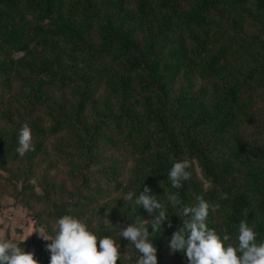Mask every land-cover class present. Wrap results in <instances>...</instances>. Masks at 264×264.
I'll list each match as a JSON object with an SVG mask.
<instances>
[{"label":"trees","instance_id":"trees-1","mask_svg":"<svg viewBox=\"0 0 264 264\" xmlns=\"http://www.w3.org/2000/svg\"><path fill=\"white\" fill-rule=\"evenodd\" d=\"M248 2L254 5V18L263 23L262 37L242 35L240 28L244 16L236 10L246 7ZM225 5L230 7L229 18H226L230 33L215 25L211 15L206 14L208 6ZM21 7L24 9L20 10ZM25 14L30 17L24 18ZM46 19L48 23H44ZM192 31L196 34H190ZM59 41L70 43L67 46L70 45L68 52L71 56L72 45L78 43L80 47L76 45L84 57L96 59L95 71H85L78 77L73 71L62 70L61 56L65 49L57 48ZM1 46L23 53L17 60L0 59V76L4 77L0 83L2 91L6 88L8 91L9 80L21 74L34 73L47 79L39 86L40 91L33 101L26 97L33 87L24 92L26 96H20L24 102V98L27 99L25 107L28 112L44 106L47 97L41 94L45 84L60 89L67 85L76 86L73 92L79 93L73 110L57 112L47 127L42 128L36 120L27 123L34 145L24 156L16 151L17 135L24 118L22 113H14L10 120L17 127L11 133L12 142L0 154L3 155L0 160L2 171L9 172L2 165L6 159L26 157L33 161L40 151L41 141L47 136L72 131L74 126L67 123L74 119L71 115L83 123L82 112L91 107L92 96L102 87L112 106L107 112L108 118L88 134L94 139L100 137L98 133L103 135L100 137L101 146L113 148L110 150L112 162L120 150L132 160L120 184L116 176L104 180L108 185L106 191L115 183L120 197L130 189L138 193L139 187L142 191L146 184L151 194L164 203L168 221L162 222L161 230L154 234L148 224V231L157 246V264H188L183 254L172 253L167 246L172 233L187 219L180 215L179 208H173L166 200L170 190L167 173L175 161L182 159L190 161L188 171L194 160H198L204 179L210 184V188L203 189L189 178L179 190L172 189L179 192L183 203H195L197 196L208 201L211 206L208 226L222 235L228 234L230 242L232 236L235 241L237 225L242 219L253 225L258 241L264 240L260 239L264 238V228L254 222L256 215L264 216V183L261 189L252 193L248 177L259 162L264 164V143L258 147L254 144L259 137L264 138V119L259 122L261 131L257 138L243 144L244 141L234 135L240 124L253 114L254 105L264 98V0H0ZM79 62L76 60L73 66ZM244 71L246 74L235 77L232 85L220 89L216 99L206 100L198 96L206 89L203 85L196 91L190 89L194 83L191 75L200 79H220L224 73L236 75ZM84 76L88 78L82 79ZM183 84L181 90L179 87ZM254 91L257 92L253 94ZM3 95H0V110L7 102ZM108 124H113L114 129ZM105 127L110 132L107 135L104 134ZM237 139V149L242 152L239 153V162L219 152L221 147L235 144ZM87 157L98 163L99 159L94 158L92 152ZM30 170L31 166L22 168V178H17V185L13 184L16 200L20 199L17 203L25 207L27 204L21 202L22 198L41 201L46 191L44 187L39 193L27 182ZM101 178L99 174L98 179ZM83 190L89 192L84 184L79 187L74 201L67 200L60 207L55 205L53 219L69 213L67 205L76 211L70 214L85 217L83 209L92 202H82L88 198L83 197ZM255 194L258 206L252 204ZM118 201L124 212L113 217L106 229L113 237L119 235V228L136 221L148 222L155 215L122 198ZM32 219L38 222L36 217ZM35 221L33 224L38 227ZM116 239L121 246V264H135L136 250L125 258L128 249L125 241L119 237ZM24 243L26 250L35 252L40 264H48L45 242L36 233ZM117 264H120L119 260Z\"/></svg>","mask_w":264,"mask_h":264},{"label":"rangeland","instance_id":"rangeland-1","mask_svg":"<svg viewBox=\"0 0 264 264\" xmlns=\"http://www.w3.org/2000/svg\"><path fill=\"white\" fill-rule=\"evenodd\" d=\"M214 6H208L207 13H205L211 15L215 25L222 29H226V31L230 33L231 28H229V22H227L226 19L229 18L228 11L230 7L227 5L224 7ZM253 7L254 5L248 2L246 7L236 10V12L240 11L244 16L242 28H240V30L243 32L242 35L244 36L249 37L256 34L262 37L263 23L260 19L254 18L256 13L253 11ZM22 9H24V7H21L20 10ZM29 17L28 14H25L24 18ZM48 22L49 20H44V23ZM190 34L195 35L196 32L192 31ZM67 44L70 43L59 41L57 44V48L65 49L61 56V61L63 62L62 70L73 71L78 77L84 75L85 71H95L96 59L89 56L84 57L81 54V48H79L80 46L78 43L76 44L79 47L76 44L72 45L73 56L69 55L68 46L70 45L67 46ZM22 55V52L11 50L7 46L0 47V59L17 60ZM249 57L248 55V58ZM76 60L80 62L77 66H73ZM235 74L236 75L233 73H224L220 79L219 77L200 79L199 76L191 75V79L194 83L190 89L191 91H196L203 85L206 89L198 96L206 100H210V98L216 99L220 89L222 90L224 87L232 85L234 78L242 77L246 74V71ZM86 78L88 77L84 76L82 79ZM3 81L4 77L0 76V83ZM45 81H47V79L43 75L37 77V74L34 75L33 73L29 75L25 73L9 80L10 87L8 91L7 88L3 89V91L0 89V95L5 94L3 96L7 101L4 106H2V110H0V154L3 148H7L10 142H12L11 133L14 127L15 130L17 127L12 125L10 120V118L14 116V113H22L24 123L36 120L41 124V127L44 128L52 122L57 112H70L73 110L72 106L77 104L79 93L73 92L76 86L67 85L60 89L56 85L45 84L43 85L44 93L41 94L47 97V100L44 101V106L33 108L31 109L32 112H28L25 107L27 105V99L24 98L26 100L24 102L22 100L23 98L21 99L20 96L22 94L26 96L24 92H29V88L33 87L26 96L33 101L35 99V94L40 91L39 86ZM179 82H181V80L178 81V83ZM183 86H185V84L180 85L179 88L182 90ZM256 92L257 91H254L253 94ZM17 94L19 96H15ZM92 97H94V101L90 102L91 107H89V109L85 108L82 112L84 119L83 123L78 118L74 117V115H71V118L74 119L72 121H67V123L74 126L72 127L74 129L72 131L66 130V132L47 136L41 141L39 145L40 151L34 157L33 161L26 159V157H17V160L8 158L2 164L9 172L6 173L0 169V176L3 178V180L0 181V236H6V238L10 240L15 239L17 242L23 240L27 235H29L27 237L29 238L34 228L33 223L35 220L32 219L33 217H36L38 222L35 221V223H38V227L47 225L49 229L53 228L56 221L53 219L54 206L58 205V207H60L59 205L64 204L67 200L74 201L76 199L75 196L79 192V187L84 184L85 187L89 189V192L87 193L85 190L82 191L83 197H88L87 199H83L82 202L91 200L92 204L86 207L87 209L82 208L83 212H86V216L80 218L90 221L93 227L99 228V232L101 231L100 233H105L106 229L108 230L107 227L112 223L113 217L121 215L124 212L123 208H119V192L118 188L115 187V183L111 185V189L109 188V190L106 191L108 185L104 184V180L108 176H116L119 182L118 184H120L122 180L125 179L128 166L131 164L132 160L130 157L128 159L127 156L121 153L123 151L120 150L118 154H115V162H112L110 150H113V148L106 145L104 147L101 146L103 143V141H101L103 135L98 133L101 138L98 137L96 139L89 137L88 133L91 134L94 127L99 126L104 118H108L109 113L107 112L109 107L112 106V101L106 98V92L102 87H100ZM251 111L253 114L240 124L237 128V133L234 134L236 137L238 136L237 138L244 141L243 144H245L246 141L257 138L259 130L261 131L259 122L264 119V98L258 101ZM17 119L19 120L18 117ZM107 126H112V130L114 129L113 124H108ZM108 133H110L109 129L106 130L105 127L104 134L107 135ZM18 137L19 133L17 139ZM238 142L239 140L237 139L235 144L230 143L225 147H221L219 152H221L222 156H231V160L234 159L235 162H239L241 160L239 153L242 154V152L237 149ZM263 143L264 138L261 137L254 142L257 147L259 144ZM32 144L34 145V137ZM91 152L94 158L99 159L98 163H93L95 160L93 161L92 157H87V154L90 155ZM2 156L3 155H0V160H3ZM30 166L31 170L28 173L27 182L39 193H41V188L44 187L46 191L41 201L34 199L27 201L22 198L21 202L27 204L25 207L18 204L20 199L16 200L17 197H15L16 192L14 191L13 184L17 185V180L22 178L20 177V170ZM189 173L190 179L200 184L203 189L210 188L209 182L204 179L202 166L198 160H194ZM99 174L102 175L101 179H98ZM248 177L252 193L257 189H261L264 183V164L259 162L256 170L248 174ZM18 186L20 187V183H18ZM245 187L249 188V185ZM252 204L254 206H258L259 204L256 194L252 196ZM66 209L69 213L76 212L68 205ZM256 217L254 222L258 223V226H261L263 229L264 216L261 218L259 215H256ZM149 230L152 231V228L149 227ZM118 237L119 235H116L114 238ZM122 239L125 241L124 245L128 248L124 254L126 258L131 256L135 249L130 242L124 238ZM260 239L264 238L260 237ZM231 241L235 243L233 236ZM167 257L169 259V256ZM125 263L126 262H122V264Z\"/></svg>","mask_w":264,"mask_h":264},{"label":"clouds","instance_id":"clouds-1","mask_svg":"<svg viewBox=\"0 0 264 264\" xmlns=\"http://www.w3.org/2000/svg\"><path fill=\"white\" fill-rule=\"evenodd\" d=\"M32 148L31 128L24 123L16 151L24 156ZM190 166L188 159L178 160L167 173L170 190L166 200L187 218L168 240L169 251L183 254L188 264H264V240H257L258 233L247 220L242 219L237 225L235 243H232L228 234L222 235L208 226L211 207L208 201L197 196L195 203L185 204L179 192L172 191L179 190L190 178ZM118 198L142 207L149 214L155 213L148 222L136 221L119 228V239L124 238L136 250L135 264H157V246L148 224L154 234L161 230L162 222L168 221L164 203L151 194L146 184L142 191L140 187L138 193L130 189ZM33 232L45 242L48 264H117V260L121 264V246L117 239L108 233L100 235L98 227L76 215L65 213L56 219L53 228L34 226ZM28 236L21 242L0 236V264H40L35 252L26 250L24 241Z\"/></svg>","mask_w":264,"mask_h":264},{"label":"crops","instance_id":"crops-1","mask_svg":"<svg viewBox=\"0 0 264 264\" xmlns=\"http://www.w3.org/2000/svg\"><path fill=\"white\" fill-rule=\"evenodd\" d=\"M3 224V223H2Z\"/></svg>","mask_w":264,"mask_h":264}]
</instances>
